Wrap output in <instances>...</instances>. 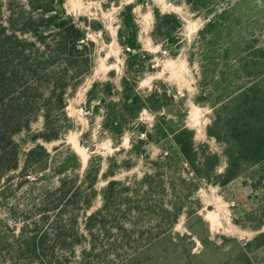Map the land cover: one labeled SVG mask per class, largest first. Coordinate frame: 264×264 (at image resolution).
<instances>
[{
  "label": "rangeland",
  "instance_id": "rangeland-1",
  "mask_svg": "<svg viewBox=\"0 0 264 264\" xmlns=\"http://www.w3.org/2000/svg\"><path fill=\"white\" fill-rule=\"evenodd\" d=\"M213 1L65 0L67 13L74 16L86 30L87 40L93 42L86 50L91 69L76 89L70 85L67 91L72 127L60 139L34 141L35 133L43 126L41 115L33 120L31 131L25 129L16 135L23 166L7 172L0 182V264H22V251L18 250L16 239L24 225L31 234L32 223L40 216L37 203L45 197L46 188L51 189L65 175L74 176L73 171L79 176L78 184L84 183L88 166L99 168L98 194L92 207L96 209L102 203L100 192L109 179L133 184L135 178L152 171V160L175 146L172 133L183 125L195 130L196 143L206 142L211 151L219 153L220 163L214 173L224 171L225 145L208 135L213 108L201 97L207 83L201 68L200 30L208 20V8H219L218 12L220 8L231 7L229 26L221 44L234 40L236 54L232 52V62L239 55L243 59L252 57L259 53L257 48L264 47V0H223L214 4ZM25 2L0 0V22L9 15L5 6L11 4L21 10L23 5L27 8ZM128 3L135 5L138 40L142 45L140 55L133 58L129 57L125 39L120 38V34L127 37L132 32L131 25L123 22V7ZM156 8L163 14L174 13L181 18L179 49L154 36ZM124 75L132 81L138 79L136 90L140 97L127 109L126 102L122 104L118 99ZM95 81L100 85L89 97L88 91ZM102 97L106 101L101 102ZM112 98L118 100L120 116L116 127L110 128L103 125V113ZM143 126L153 134L152 141L141 134ZM161 128L168 134L164 135ZM141 138L146 143L135 146ZM37 143L52 155L56 146L59 149L50 158V166L38 172L26 171L25 154ZM72 154L77 157H72L69 165L66 159ZM193 195L200 199L201 207H196L195 201L189 202L190 207H185L175 226L148 243L139 241L135 248L116 250L106 245L108 241L102 237L91 257L96 258L94 264H264V234L258 238L264 233V169L249 168L225 185L215 176L203 179ZM155 222L154 215L144 218L140 230L146 237L157 234V229H153ZM39 226L45 230L48 224ZM85 246H89L87 240L74 253L68 252L67 264L81 258Z\"/></svg>",
  "mask_w": 264,
  "mask_h": 264
},
{
  "label": "trees",
  "instance_id": "trees-1",
  "mask_svg": "<svg viewBox=\"0 0 264 264\" xmlns=\"http://www.w3.org/2000/svg\"><path fill=\"white\" fill-rule=\"evenodd\" d=\"M221 1L215 0L213 4ZM64 2L26 0L27 8L23 5L21 10L11 4L5 6L9 15L0 22V182L7 172L23 166L16 135L25 129L31 131L33 120L40 115L43 118L34 141L58 140L72 127L66 95L70 85L76 89L83 75L90 71L91 58L86 50L93 42L87 40L86 30L74 16L67 13ZM134 7V3L124 5L123 22L131 25L132 32L127 37L120 34L132 58L138 57L142 49ZM218 9L208 8V20L200 30L201 68L207 83L201 97L213 108L208 135L225 145L224 171L214 173L220 163L219 153L211 151L206 142L196 143L195 130L186 125L173 131L175 146L152 160V171L135 178L133 184L109 179L100 192L102 203L96 209L92 207L98 194L100 169L88 166L84 183L79 184V176L73 171L74 176L65 175L51 189L46 188L45 197L37 203L40 216L32 223L31 234L26 231L27 225L22 227L16 239L18 250L22 251V264H67L70 260L66 254L74 253L85 240L89 246L83 248L81 258L73 264H94L96 258L91 257L102 237L108 241L106 245L116 250L135 248L139 241L148 243L174 227L185 207H190L189 202L195 201L196 207H201L200 199L193 194L203 179L215 176L225 185L249 168L264 169V47L257 48L259 53L252 57L243 59L239 55L232 62L234 40L221 44L231 7L217 12ZM154 15L156 39L179 49L181 18L174 13L163 14L158 8ZM137 83L138 79L132 81L127 75L122 78L118 99L122 104L126 102V109L140 98ZM99 85V81L93 82L89 97ZM112 99L103 113V125L110 128L116 127L120 116L118 100ZM100 101L106 100L102 97ZM100 108L96 106L97 111ZM146 129L143 126L141 134L152 141L153 134ZM161 132L168 134L164 128ZM142 139L134 145L146 143ZM58 149L56 146L52 155L46 147L35 144L25 154L24 169L38 172L50 166V158L55 157ZM72 157L77 155L68 156L67 164ZM149 215L155 216L153 229H157V234L146 237L140 229ZM40 223L48 224L45 230ZM101 244L103 247L105 242Z\"/></svg>",
  "mask_w": 264,
  "mask_h": 264
}]
</instances>
